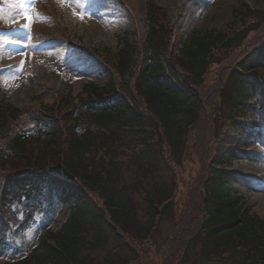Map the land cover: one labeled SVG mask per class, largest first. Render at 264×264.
Returning a JSON list of instances; mask_svg holds the SVG:
<instances>
[{"label": "trees", "instance_id": "trees-1", "mask_svg": "<svg viewBox=\"0 0 264 264\" xmlns=\"http://www.w3.org/2000/svg\"><path fill=\"white\" fill-rule=\"evenodd\" d=\"M158 12L155 3L146 9L144 46L126 35L115 53L96 55L107 84L88 83L76 99L65 95L55 108L41 107L30 127L8 129L20 110L0 96V142L7 143L0 159L24 162V169L0 178V259L12 236L34 225L40 230L27 257L4 264H131L136 245L173 219L176 183L164 181L159 166L170 161L181 167L189 131L204 107L199 90L213 67L263 31L264 10L241 4L238 24L226 32H190L171 54L174 63L165 54L180 36L159 24ZM246 48L221 83L225 131L210 151L201 184L200 230L179 264L198 246L201 264H264V217L251 213L229 173L231 160L256 144L264 125V102L255 101L264 91V36ZM58 204L68 216L52 231ZM109 247L104 258L97 255Z\"/></svg>", "mask_w": 264, "mask_h": 264}, {"label": "rangeland", "instance_id": "rangeland-1", "mask_svg": "<svg viewBox=\"0 0 264 264\" xmlns=\"http://www.w3.org/2000/svg\"><path fill=\"white\" fill-rule=\"evenodd\" d=\"M153 3L160 8L159 24L180 36L171 40L165 54L173 63L171 54L177 55L190 32H226L227 26L238 24L235 12L241 4L264 10V0H0V96L20 110L8 129L18 133L23 126L30 127L31 115L41 114V107L53 109L65 95L76 99L88 83L107 84L109 78L96 55L115 53L120 39L126 35L144 46L146 9ZM26 16L31 17L30 25ZM263 36L264 29L251 34L243 48L230 53L221 65L210 70L198 93L204 107L189 131L183 164L175 167L166 154L168 169L162 163L159 166L162 179L170 182L173 178L176 183L175 215L169 223L160 225L149 242L134 246L137 260L131 264H179L188 240L200 230L201 184L207 174L210 151L218 145L226 124L224 100L220 106L221 83L228 68L243 57L246 47ZM114 77L120 85L116 74ZM255 101L264 102V91ZM255 143L231 160L229 173L237 195L243 197L251 213L263 218L264 125L257 129ZM1 145L4 149L7 143L0 142ZM19 169H24V162L7 164V160L0 159V178ZM55 210L57 223L51 226L52 231H57L68 216L66 208L59 204ZM39 232L34 225L24 234L12 236L11 248L0 264L16 263L27 257L37 247ZM110 249L97 255L104 258ZM200 249L198 246L189 250L186 264H201Z\"/></svg>", "mask_w": 264, "mask_h": 264}, {"label": "snow or ice", "instance_id": "snow-or-ice-1", "mask_svg": "<svg viewBox=\"0 0 264 264\" xmlns=\"http://www.w3.org/2000/svg\"><path fill=\"white\" fill-rule=\"evenodd\" d=\"M26 19H28V21H29V25L31 24V17H25Z\"/></svg>", "mask_w": 264, "mask_h": 264}]
</instances>
